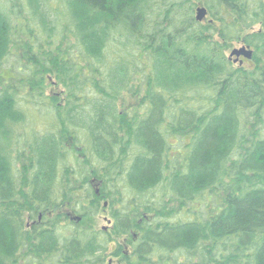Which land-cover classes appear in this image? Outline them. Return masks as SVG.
Instances as JSON below:
<instances>
[{"label": "trees", "instance_id": "trees-1", "mask_svg": "<svg viewBox=\"0 0 264 264\" xmlns=\"http://www.w3.org/2000/svg\"><path fill=\"white\" fill-rule=\"evenodd\" d=\"M110 257L264 264V0H0V264Z\"/></svg>", "mask_w": 264, "mask_h": 264}, {"label": "rangeland", "instance_id": "rangeland-1", "mask_svg": "<svg viewBox=\"0 0 264 264\" xmlns=\"http://www.w3.org/2000/svg\"><path fill=\"white\" fill-rule=\"evenodd\" d=\"M203 3V1H202ZM200 7H204L203 4L199 3V6L198 8ZM198 8L196 9V15H197V10ZM208 18V17H207ZM205 19V21H207L208 19ZM259 27H256L255 30H258ZM242 47H244L243 45L241 44H234V46L231 48L230 51L227 52V56L229 57L230 56V53L234 50V49H241ZM15 55L12 56L9 61L5 64V68H11V67H16V68H21L23 67L24 65H22V63L24 64V62L20 63V60H19V56H20V52L18 51V49L15 51ZM235 59V58H234ZM233 59V60H234ZM29 66H31V64H29ZM27 71H30V69H28ZM7 72L5 71L4 72V75H8L6 74ZM47 93L48 94H51V95H61V97L65 98L66 96L64 95L65 93V89L63 86L61 85H58L57 84V81L56 79L52 78L51 81L49 82V86L47 88ZM121 103V102H120ZM138 103V99L137 98H133V97H130V96H127V98H125V105L126 107H130L134 104H137ZM122 104V103H121ZM124 105L122 104V107L123 108ZM124 110V108H123ZM36 115V116H35ZM43 118H46V119H50L46 116H43ZM37 118V114L36 113H32L30 114L29 116V120L33 123V121ZM45 121V120H44ZM29 122V124H31L33 127L35 128H39L40 127V124L38 123H41V122H38V123H34L32 124ZM22 130L25 129V125L23 124L21 127H20ZM27 129V128H26ZM29 130V129H28ZM96 188H99L100 187V184H97L95 185ZM128 196H130V193L128 194ZM77 198V197H76ZM75 198V199H76ZM78 199V198H77ZM102 204H104V208L102 209V211L99 212L98 215H96L95 217H91L89 219H85L83 221L84 224H88V225H91L93 226L96 230H112V225H113V222H112V218L110 216V211H108V202H102ZM73 206L70 205V206H64L63 208H61L60 210H58L57 212L56 211H52V212H49L48 214L45 215V219H52L53 217H55L58 213H66L68 215H71L72 217L75 216V213H74V210L72 209ZM74 213V214H73ZM78 217H76L75 219L77 220ZM43 220V219H42ZM82 221V220H81ZM81 221H78V222H81ZM109 261H112V264H122L120 262V260L118 258H114V257H110L108 258L107 262L105 264H109Z\"/></svg>", "mask_w": 264, "mask_h": 264}, {"label": "water", "instance_id": "water-1", "mask_svg": "<svg viewBox=\"0 0 264 264\" xmlns=\"http://www.w3.org/2000/svg\"><path fill=\"white\" fill-rule=\"evenodd\" d=\"M207 17H208V10L206 9V7L198 8L196 15L197 21L203 22ZM233 57H236L235 63L238 62L241 57L251 60L253 57V52L247 47H242L241 49H234L231 52L230 59H232ZM240 63L242 64V61H240ZM78 221H81V219L79 218ZM110 264L112 263L110 262Z\"/></svg>", "mask_w": 264, "mask_h": 264}, {"label": "flooded vegetation", "instance_id": "flooded-vegetation-1", "mask_svg": "<svg viewBox=\"0 0 264 264\" xmlns=\"http://www.w3.org/2000/svg\"><path fill=\"white\" fill-rule=\"evenodd\" d=\"M99 184L96 180H93L92 181V188L94 189V191L96 192L97 195H100V187L99 188H96L95 185ZM71 216V215H70ZM42 217H40L39 219L41 220ZM71 219H75V217H72ZM75 221V220H74ZM77 222V221H76ZM35 224V222H31L30 220H28V224H27V227L28 228H31V226Z\"/></svg>", "mask_w": 264, "mask_h": 264}]
</instances>
